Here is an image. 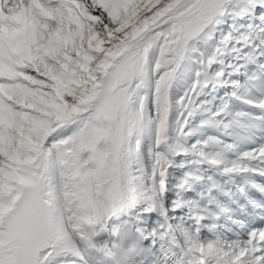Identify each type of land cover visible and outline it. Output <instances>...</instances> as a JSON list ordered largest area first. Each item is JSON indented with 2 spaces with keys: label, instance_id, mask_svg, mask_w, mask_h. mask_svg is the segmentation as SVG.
<instances>
[{
  "label": "snow or ice",
  "instance_id": "6c2138e0",
  "mask_svg": "<svg viewBox=\"0 0 264 264\" xmlns=\"http://www.w3.org/2000/svg\"><path fill=\"white\" fill-rule=\"evenodd\" d=\"M0 264H264V0H0Z\"/></svg>",
  "mask_w": 264,
  "mask_h": 264
}]
</instances>
